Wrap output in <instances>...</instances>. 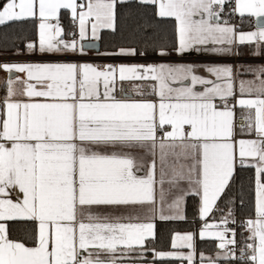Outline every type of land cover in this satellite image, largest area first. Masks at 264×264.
I'll return each mask as SVG.
<instances>
[{
  "label": "snow or ice",
  "instance_id": "1",
  "mask_svg": "<svg viewBox=\"0 0 264 264\" xmlns=\"http://www.w3.org/2000/svg\"><path fill=\"white\" fill-rule=\"evenodd\" d=\"M0 72V264H264V0H0Z\"/></svg>",
  "mask_w": 264,
  "mask_h": 264
},
{
  "label": "trees",
  "instance_id": "2",
  "mask_svg": "<svg viewBox=\"0 0 264 264\" xmlns=\"http://www.w3.org/2000/svg\"><path fill=\"white\" fill-rule=\"evenodd\" d=\"M61 20L63 22V26L67 28L69 26V20L66 14L62 11ZM30 35V34H29ZM17 43H21L17 41ZM108 47V41H101L100 42V51L103 52ZM249 210L247 207H241L239 205V201L237 202V219H245L249 216ZM187 219L185 221L180 222H170L167 224H159L158 225V235L160 237L156 247L160 250H168L169 242H170V235L172 232L180 231H196L199 226L200 222L198 219L195 218V203L193 199H189L187 202V211H186ZM238 235L237 239L240 240L241 237ZM198 251H203L206 255H213L215 252L214 246L209 242H198ZM162 264H175V262H162Z\"/></svg>",
  "mask_w": 264,
  "mask_h": 264
},
{
  "label": "crops",
  "instance_id": "3",
  "mask_svg": "<svg viewBox=\"0 0 264 264\" xmlns=\"http://www.w3.org/2000/svg\"><path fill=\"white\" fill-rule=\"evenodd\" d=\"M62 11L66 14V16L68 17V19H70V15L67 13V11H66V10H62ZM250 19H251V26H249L247 23H245V24L242 25V27H243V29H244L245 31H248V30H255V27H256L255 24H254V22H255V17L250 18ZM233 22L239 24V18H238V17L234 18ZM61 23L63 24L62 20H61ZM244 51L247 52L248 49L246 48V49H244ZM90 54H91V53H90ZM193 58H194V57H193ZM31 59H35V57H33V58H31ZM245 59H248V57H245ZM26 60H27V59H26ZM20 61H22V60H20ZM257 62H259V61H257ZM246 78L250 79L251 77H246ZM4 79H5V73L0 72V85H3V83H4ZM0 94H2V93H0ZM237 116H240L239 111L237 112ZM9 196H10L11 198L22 199V194L19 193V190H18V189L10 190V192H9ZM205 255H206V254H205Z\"/></svg>",
  "mask_w": 264,
  "mask_h": 264
},
{
  "label": "built area",
  "instance_id": "4",
  "mask_svg": "<svg viewBox=\"0 0 264 264\" xmlns=\"http://www.w3.org/2000/svg\"><path fill=\"white\" fill-rule=\"evenodd\" d=\"M33 57H28V56H8V57H4L3 59H6V60H26V59H31ZM87 59H91L95 62H98V63H101L103 62L99 57L96 56V53H91L89 55V57H87ZM245 123L244 119L241 117V116H237L236 118V124H237V127L239 128L241 125H243Z\"/></svg>",
  "mask_w": 264,
  "mask_h": 264
},
{
  "label": "water",
  "instance_id": "5",
  "mask_svg": "<svg viewBox=\"0 0 264 264\" xmlns=\"http://www.w3.org/2000/svg\"><path fill=\"white\" fill-rule=\"evenodd\" d=\"M255 26H256V18H255V22H254ZM99 51H100V48H99ZM90 53H96V50L93 49V50H90Z\"/></svg>",
  "mask_w": 264,
  "mask_h": 264
}]
</instances>
